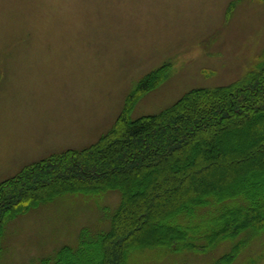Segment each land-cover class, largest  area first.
I'll list each match as a JSON object with an SVG mask.
<instances>
[{"label":"rangeland","instance_id":"374dc122","mask_svg":"<svg viewBox=\"0 0 264 264\" xmlns=\"http://www.w3.org/2000/svg\"><path fill=\"white\" fill-rule=\"evenodd\" d=\"M263 52L264 0H0V181L94 141L141 76L164 62L166 76L139 95L131 117L164 108L190 87L228 83ZM118 200L117 189L63 192L17 213L4 224L0 264H39L75 244L83 227L106 229ZM212 207H197L190 222ZM237 238L207 248L143 247L129 264H209ZM247 263L264 264V233L232 262Z\"/></svg>","mask_w":264,"mask_h":264},{"label":"trees","instance_id":"16d2710c","mask_svg":"<svg viewBox=\"0 0 264 264\" xmlns=\"http://www.w3.org/2000/svg\"><path fill=\"white\" fill-rule=\"evenodd\" d=\"M168 67L141 76L94 141L36 159L0 181V237L8 219L41 201L106 189L119 190L108 227H83L75 244L59 245L39 264H129L130 253L143 247L207 248L238 237L209 263L232 264L250 238L264 233V52L228 83L190 87L164 108L131 117L135 100ZM199 206L213 207L190 222Z\"/></svg>","mask_w":264,"mask_h":264}]
</instances>
